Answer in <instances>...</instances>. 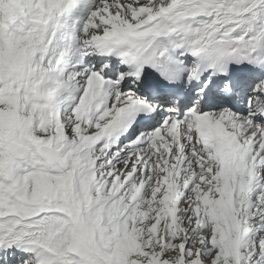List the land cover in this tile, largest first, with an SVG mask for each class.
Instances as JSON below:
<instances>
[{
  "label": "snow or ice",
  "instance_id": "obj_1",
  "mask_svg": "<svg viewBox=\"0 0 264 264\" xmlns=\"http://www.w3.org/2000/svg\"><path fill=\"white\" fill-rule=\"evenodd\" d=\"M0 264H264V0H0Z\"/></svg>",
  "mask_w": 264,
  "mask_h": 264
}]
</instances>
